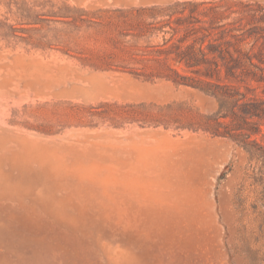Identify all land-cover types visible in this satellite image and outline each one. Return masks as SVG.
Segmentation results:
<instances>
[{"label":"rangeland","instance_id":"374dc122","mask_svg":"<svg viewBox=\"0 0 264 264\" xmlns=\"http://www.w3.org/2000/svg\"><path fill=\"white\" fill-rule=\"evenodd\" d=\"M182 1L0 0V264H264V165L133 59Z\"/></svg>","mask_w":264,"mask_h":264},{"label":"trees","instance_id":"16d2710c","mask_svg":"<svg viewBox=\"0 0 264 264\" xmlns=\"http://www.w3.org/2000/svg\"><path fill=\"white\" fill-rule=\"evenodd\" d=\"M150 11L164 17L143 32L168 37L133 59L154 61L160 69L152 76L213 97L205 130L264 165V0H189Z\"/></svg>","mask_w":264,"mask_h":264}]
</instances>
